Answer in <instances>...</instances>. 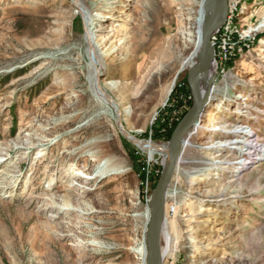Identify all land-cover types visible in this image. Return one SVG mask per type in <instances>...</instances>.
I'll list each match as a JSON object with an SVG mask.
<instances>
[{"label":"rangeland","instance_id":"1","mask_svg":"<svg viewBox=\"0 0 264 264\" xmlns=\"http://www.w3.org/2000/svg\"><path fill=\"white\" fill-rule=\"evenodd\" d=\"M199 2L0 0V264L138 263L131 248L146 236L164 156L129 141L97 98L86 35L99 82L110 93L120 84L111 94L129 109L127 134L168 148L194 101ZM262 22L264 0H239L212 37L213 100L168 189L172 252L162 264H264V155L236 169L241 146H220L242 139L245 125L264 152ZM228 99L230 110L216 113ZM103 142L131 174L96 177L92 152Z\"/></svg>","mask_w":264,"mask_h":264},{"label":"bare ground","instance_id":"2","mask_svg":"<svg viewBox=\"0 0 264 264\" xmlns=\"http://www.w3.org/2000/svg\"><path fill=\"white\" fill-rule=\"evenodd\" d=\"M233 2H235V1L229 0V3H228V0H227V4L222 9V12H221L219 19H218V24H217V26H216L213 34H212V37L221 28V26H223L224 23L226 22V21H224V19H225L224 15H225L226 9H227V17H228V14L230 15L231 5L233 4ZM75 3L78 4L77 1H75ZM236 3H238V2H236ZM199 8L200 9H199L198 14L195 18V21H196V37L193 39L192 36L189 35L191 42H194V45L196 48V50L193 54V60L194 59L198 60L199 51H200L201 45H202V40H201L202 31L208 22L207 13H210L212 8H213L212 0H200ZM80 9L82 12H84L83 7L78 8V12H80L79 11ZM257 30H264V22H262L258 26ZM86 42L88 44V47H90L92 50L90 52V59L93 62L92 73H93L94 77L97 78V84H96V82L93 83L95 85L94 86V92H95L97 98L105 107H109V108L111 107L114 109V111H116L117 116L119 118L118 123L121 127V132L128 137L129 141H131L136 147H138L142 151L146 152L150 157H153L157 153H159L160 155H163L164 156V164H165L167 162V159H168V151H167L168 148L159 147V146L155 145L152 141L140 140L139 138H137L134 135L127 134V131L124 129V126H123V123L121 120V116L126 115L129 111V109H128V107L125 106L122 110L120 109L121 110L120 111L118 109V103L115 101V99L112 97V94H111L112 92H114L118 89V86H120V84H117V83L111 84L112 87H111V93H110L107 86H104L102 83L99 82L98 77L101 76L103 73V66L101 64L99 56L96 55V53L93 50V49H95V47H93L94 44L92 42V38H91L90 34L86 35ZM213 49H214V46H213ZM196 63L192 62L191 63V64H193L192 67H194L196 65ZM216 63L217 62L215 60V51H214L211 68H210L209 72L201 79L202 94L207 99L208 105H207L206 110L202 114L201 118L196 122V124L192 127V129L190 130L187 137L184 139L183 144H182V152L187 145V138L192 133V131H195L196 129L201 127L203 117H204L206 111L208 110V108L211 106V103L213 100V94H214V90L212 88V82L214 79ZM94 81H95V79H94ZM96 85H97V87H96ZM240 100H242V99H240ZM249 100H250V98L248 97V95H246V98L243 99V101H249ZM82 101H83V99H81L80 103ZM229 101H230V99H228L227 101H221L220 103H218L215 106L216 113L224 112L225 110H230L229 105L228 106L226 105V103ZM240 104L243 105L242 101H240V102L237 101V104H234L233 106L240 105ZM237 126H238V128H237V131H235V133L240 134L241 136H239V138L241 137L242 139H239V140L237 139L236 141H230V142L226 141V143L220 144V146L221 147H225V146H229V145L241 146V148H239V153H240V155L243 154V156L239 159V162H237L238 167H235L236 169L237 168L239 169L240 167L245 166L248 163H250L248 160L251 158V156L264 155V152L262 150L258 151L259 148L256 149L257 144H255V142L257 140L256 141L252 140V136L249 133V131L246 130L245 125H237ZM223 127L225 129H223ZM223 127L216 128L215 130L220 131V132L221 131L226 132V127L225 126H223ZM257 143L259 144V142H257ZM110 145H111V142L100 143L94 148V151L92 152V154L98 158L97 163L99 165L98 166L99 170L97 171L96 177H98L100 179H105L108 177H117V176H123V175L131 174L133 170L129 166L128 160L121 158V157H116L115 155H113L108 149ZM254 149H255V151H254ZM80 153H84V151H81ZM181 157H182V155L180 156L179 160L181 159ZM214 164L215 163L210 164L207 167V170H213V167L216 165V164L215 165ZM243 168L244 167H242L241 169H243ZM167 194H168V192H167ZM150 212H151L150 206H148V208H146L145 214L143 215L144 216L143 217V219H144L143 230H144V233H146V234H147V225H148V222L150 219ZM164 215H165V218H164V223H163V228H162V231H163L162 234L165 237V239L168 241V246L167 247H161L162 263L165 260V258L172 252V248H171L172 247V244H171L172 240L170 237L171 233L169 231H166L168 228L171 227V224L168 221V207L166 205H165ZM131 251L135 255L136 260L138 261L137 264H147L146 236L138 244V246L132 247Z\"/></svg>","mask_w":264,"mask_h":264},{"label":"water","instance_id":"3","mask_svg":"<svg viewBox=\"0 0 264 264\" xmlns=\"http://www.w3.org/2000/svg\"><path fill=\"white\" fill-rule=\"evenodd\" d=\"M213 8L207 13L208 22L202 31V45L199 51L198 61L189 73V84L194 98L193 105L189 112L183 117L175 128L168 151V159L164 164L157 187L150 201V219L147 225V264H162L161 239L164 223V212L167 192L174 177L176 166L182 154V144L184 139L196 122L201 118L207 108L208 101L202 94L201 79L209 72L213 61L212 34L218 24L222 9L227 4V0H212ZM227 8V7H226ZM227 19V9L224 15Z\"/></svg>","mask_w":264,"mask_h":264},{"label":"built area","instance_id":"4","mask_svg":"<svg viewBox=\"0 0 264 264\" xmlns=\"http://www.w3.org/2000/svg\"><path fill=\"white\" fill-rule=\"evenodd\" d=\"M235 1V0H234ZM239 0H237V1H235V2H238ZM229 18H231V17H229ZM190 98H192V96L190 97ZM258 141H256L255 142V144L257 143ZM256 149H257V147H256ZM254 151H255V149H254ZM258 151H260V150H258ZM183 153V152H182ZM182 155V154H181ZM252 157V156H251ZM258 158H259V156L257 155H255V156H253L251 159H250V161L249 162H256V160H258ZM249 165H250V163H248ZM253 164V163H252ZM245 166H248V165H245ZM245 166H242V167H245ZM241 167V168H242Z\"/></svg>","mask_w":264,"mask_h":264},{"label":"trees","instance_id":"5","mask_svg":"<svg viewBox=\"0 0 264 264\" xmlns=\"http://www.w3.org/2000/svg\"><path fill=\"white\" fill-rule=\"evenodd\" d=\"M189 92H190V91H189ZM175 127H176V125L173 126V128H171V129L169 130V133H168L166 136L170 137V136L172 135V132H173V130L175 129Z\"/></svg>","mask_w":264,"mask_h":264}]
</instances>
